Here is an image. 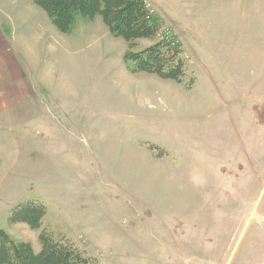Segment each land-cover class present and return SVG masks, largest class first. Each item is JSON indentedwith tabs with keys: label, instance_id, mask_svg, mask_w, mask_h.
<instances>
[{
	"label": "rangeland",
	"instance_id": "374dc122",
	"mask_svg": "<svg viewBox=\"0 0 264 264\" xmlns=\"http://www.w3.org/2000/svg\"><path fill=\"white\" fill-rule=\"evenodd\" d=\"M143 2L154 34L131 43L100 14L62 33L37 5L13 33L32 107L0 123V230L90 264H264V0ZM150 47L176 76L130 71ZM31 201L47 229L9 221Z\"/></svg>",
	"mask_w": 264,
	"mask_h": 264
},
{
	"label": "trees",
	"instance_id": "16d2710c",
	"mask_svg": "<svg viewBox=\"0 0 264 264\" xmlns=\"http://www.w3.org/2000/svg\"><path fill=\"white\" fill-rule=\"evenodd\" d=\"M44 10L53 25L62 33L73 26V17L81 15L93 18L102 15L109 31L118 38L131 43L138 37L154 34L155 24L151 23L143 0H32ZM155 25V26H154ZM129 54L124 56L127 61ZM131 58V57H130ZM130 68L134 72L159 74L164 78L176 76V67H166L157 47H150L132 58ZM167 76V77H166ZM42 204L28 202L18 206L9 217H25L26 224L33 229L39 227V221L45 213ZM43 233V232H42ZM39 234L41 251L35 254L26 243L14 242L3 230H0V264H90L84 255L68 242L54 241L47 234Z\"/></svg>",
	"mask_w": 264,
	"mask_h": 264
},
{
	"label": "crops",
	"instance_id": "0c3cea01",
	"mask_svg": "<svg viewBox=\"0 0 264 264\" xmlns=\"http://www.w3.org/2000/svg\"><path fill=\"white\" fill-rule=\"evenodd\" d=\"M6 5L7 3L6 4L0 3V123H3L4 119H7V122H11L12 112H27L32 107V104H29L30 94L32 93V90L27 82L26 84L23 83L24 82L23 79L25 76L22 73L20 67L18 66L15 57L14 55H12L10 49L13 39V33L15 36L17 34V31L23 30L24 28L27 29V25H29L30 19H32L33 16L34 17L42 16V14L41 15L39 14L38 10L34 9V6L36 7V5L33 3L32 0L31 2L27 1L26 7H20L19 10L16 7H12V6L6 7ZM41 20H42L41 21L42 26L46 27L48 30H50V32H55V33L57 32L55 28L51 25L49 19L46 20L44 19L43 16ZM5 25L8 26L9 28L3 29V26ZM5 30H8L12 33L10 40L5 39L4 37L5 35L3 34ZM2 63L4 65H2ZM9 203L10 202L7 201L4 204L6 206V204ZM22 204H17L15 207L17 208L19 205ZM14 208L10 206L8 209H10L12 213ZM46 216L47 213L45 214V216L42 218L41 221L42 228L44 229L45 228L47 229L46 224H48L47 222H45ZM20 227H22L20 224L9 225L4 232L14 242L22 241L17 238L18 236L17 231H20L19 229ZM23 230L26 233V230L25 229ZM29 231L31 233H35L37 236V240L39 241L38 238L39 232L37 230H31V229H29ZM32 240H34L33 236H32ZM32 249L33 252L37 254L41 251V245L40 248L36 247L34 249L32 247Z\"/></svg>",
	"mask_w": 264,
	"mask_h": 264
}]
</instances>
